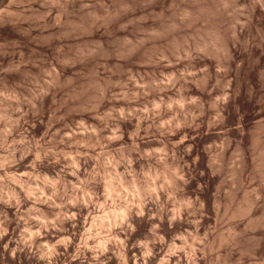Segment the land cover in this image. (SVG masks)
I'll return each instance as SVG.
<instances>
[{"label":"clouds","instance_id":"1","mask_svg":"<svg viewBox=\"0 0 264 264\" xmlns=\"http://www.w3.org/2000/svg\"><path fill=\"white\" fill-rule=\"evenodd\" d=\"M0 264H264V0H0Z\"/></svg>","mask_w":264,"mask_h":264}]
</instances>
